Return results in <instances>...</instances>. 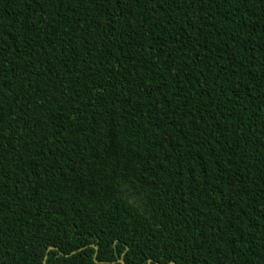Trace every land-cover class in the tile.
<instances>
[{
	"label": "trees",
	"instance_id": "1",
	"mask_svg": "<svg viewBox=\"0 0 264 264\" xmlns=\"http://www.w3.org/2000/svg\"><path fill=\"white\" fill-rule=\"evenodd\" d=\"M264 264V0H0V264Z\"/></svg>",
	"mask_w": 264,
	"mask_h": 264
},
{
	"label": "water",
	"instance_id": "2",
	"mask_svg": "<svg viewBox=\"0 0 264 264\" xmlns=\"http://www.w3.org/2000/svg\"><path fill=\"white\" fill-rule=\"evenodd\" d=\"M121 264H124V263H123V261H122V263H121Z\"/></svg>",
	"mask_w": 264,
	"mask_h": 264
}]
</instances>
